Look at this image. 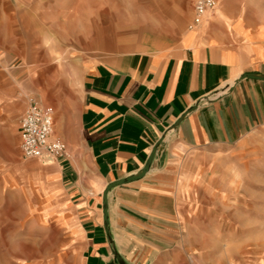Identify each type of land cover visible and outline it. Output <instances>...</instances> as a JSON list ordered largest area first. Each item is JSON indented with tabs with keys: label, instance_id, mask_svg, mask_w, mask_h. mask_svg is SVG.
<instances>
[{
	"label": "crops",
	"instance_id": "obj_1",
	"mask_svg": "<svg viewBox=\"0 0 264 264\" xmlns=\"http://www.w3.org/2000/svg\"><path fill=\"white\" fill-rule=\"evenodd\" d=\"M208 12L192 30L132 17L102 40L100 9L87 12L84 0L71 8L89 51L77 124L57 123L68 158L38 160L58 167L83 234L82 264H154L171 253L180 234L172 162L185 150L230 149L264 126V78L236 81L264 76V9L241 20L238 45L218 36L222 11ZM155 147L141 178L108 192L106 223V187L141 171Z\"/></svg>",
	"mask_w": 264,
	"mask_h": 264
},
{
	"label": "rangeland",
	"instance_id": "obj_2",
	"mask_svg": "<svg viewBox=\"0 0 264 264\" xmlns=\"http://www.w3.org/2000/svg\"><path fill=\"white\" fill-rule=\"evenodd\" d=\"M215 1L208 13H223L218 36L242 43L241 20L264 9V0ZM78 2L0 0V264H82L83 234L58 167L24 159L18 132L31 99L52 106L55 137L62 138L63 116L76 127L82 60L89 55L78 16L69 14ZM84 6L100 9L104 40L132 17L186 29L194 0H84ZM85 26L86 35L93 33L92 24ZM171 166L180 234L174 250L154 264H264V126L230 149L185 150Z\"/></svg>",
	"mask_w": 264,
	"mask_h": 264
},
{
	"label": "built area",
	"instance_id": "obj_3",
	"mask_svg": "<svg viewBox=\"0 0 264 264\" xmlns=\"http://www.w3.org/2000/svg\"><path fill=\"white\" fill-rule=\"evenodd\" d=\"M216 4L215 0H194V13L188 29L199 26ZM55 120L51 106L31 99L19 118L18 132L20 148L24 159H38L45 156L54 159L69 157L66 142L54 136Z\"/></svg>",
	"mask_w": 264,
	"mask_h": 264
},
{
	"label": "water",
	"instance_id": "obj_4",
	"mask_svg": "<svg viewBox=\"0 0 264 264\" xmlns=\"http://www.w3.org/2000/svg\"><path fill=\"white\" fill-rule=\"evenodd\" d=\"M247 77L264 78V76H258L256 74H252V73H244L236 81H238L240 79H243V78H247ZM190 110H188L185 114H187ZM156 150H157V147H155L153 149L152 153L150 154L146 166L141 171H139L137 174L129 176L128 178H125V179H121V180H117L115 182H112L106 187L105 191L103 192V212H104V220L106 221V223L108 222L107 205H108V192L110 191V189L113 188L116 185H119V184H122V183H126V182H130L132 180H136V179L141 178L147 172V170L149 169L150 163H151V161H152V159H153V157H154V155L156 153Z\"/></svg>",
	"mask_w": 264,
	"mask_h": 264
}]
</instances>
